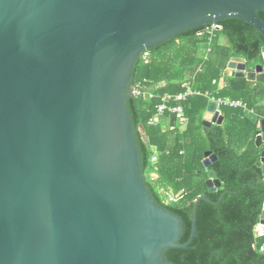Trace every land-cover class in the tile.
Segmentation results:
<instances>
[{
  "label": "water",
  "instance_id": "95a60500",
  "mask_svg": "<svg viewBox=\"0 0 264 264\" xmlns=\"http://www.w3.org/2000/svg\"><path fill=\"white\" fill-rule=\"evenodd\" d=\"M263 9L264 0H0V264H172L165 250L190 244L207 197L194 200L180 243L181 220L144 181L126 106L134 65L227 18L264 36ZM224 75L264 82V62L233 55ZM220 119L210 100L203 125ZM254 142L264 176V118ZM216 158L206 150L203 165ZM206 186H221L212 170Z\"/></svg>",
  "mask_w": 264,
  "mask_h": 264
},
{
  "label": "trees",
  "instance_id": "16d2710c",
  "mask_svg": "<svg viewBox=\"0 0 264 264\" xmlns=\"http://www.w3.org/2000/svg\"><path fill=\"white\" fill-rule=\"evenodd\" d=\"M258 14L264 20V9ZM217 23L221 28L215 31L205 60L202 54L208 46L207 37L197 35L205 26L155 45L147 50V62L140 55L133 68L132 85L142 82L155 96H129L126 106L144 181L154 201L181 220L180 243L189 239L194 200L199 195L207 197L198 202L196 234L190 244L165 250V258L172 264H264V233L255 232L264 205V176L261 149L254 142L264 118V82L223 74L233 55L243 57L249 67L263 63L264 36L239 19ZM187 85L207 91L209 97L241 101L255 114L239 106L221 105L223 122L205 126L202 120L210 100L198 94L181 103L188 120L184 130L179 129L174 115L161 116L157 124L149 123L158 96L184 91ZM206 150L217 156L207 168L203 165ZM209 170L221 181L216 191L206 186ZM150 174L156 175L153 181ZM160 189L164 198L180 190L183 196L166 203Z\"/></svg>",
  "mask_w": 264,
  "mask_h": 264
},
{
  "label": "built area",
  "instance_id": "2783aa9c",
  "mask_svg": "<svg viewBox=\"0 0 264 264\" xmlns=\"http://www.w3.org/2000/svg\"><path fill=\"white\" fill-rule=\"evenodd\" d=\"M221 25L217 22L206 25L203 29L197 32L198 36H206L207 37V45L203 51L202 59H207L209 53L211 52V47L209 43L214 36L216 30H219ZM142 59L147 62L148 61V52L144 51L141 54ZM224 74V73H223ZM204 95L209 98V100L215 101L217 103V108L220 110L221 105H229V106H239L242 107L245 112L254 113L253 109H249L243 102L237 100H231L229 98H213L209 97V93L200 92L191 88V86L187 85L184 91L178 93H168L164 92L158 96L159 102L156 106V111L153 117L149 120L151 124H157L160 120V117L163 115H174L177 119L178 127L180 130H184L187 125V117L185 115L183 106L181 105L182 101H184L190 95ZM144 95L145 97L151 99L155 96L150 88H146V86L142 82H136L131 86V96L138 97ZM261 134V133H260ZM155 157H153V160ZM183 196V191L180 190L177 193H168L166 194V203H174L179 201ZM261 250L264 251V246L261 247Z\"/></svg>",
  "mask_w": 264,
  "mask_h": 264
},
{
  "label": "rangeland",
  "instance_id": "374dc122",
  "mask_svg": "<svg viewBox=\"0 0 264 264\" xmlns=\"http://www.w3.org/2000/svg\"><path fill=\"white\" fill-rule=\"evenodd\" d=\"M220 41H221L222 43H224V41H225V40H224V37H221V38H220ZM223 73H224V72H223ZM155 178H156V175H155V174H150V175H149V179H150V180L153 181V179H155ZM160 191H161V193L163 194V198H164V196H165V192H164V190H163V189H160ZM164 201L167 202V201H166V198H164ZM262 225H263V224H262ZM256 227H257V226H256ZM258 231L260 232L259 229L255 228V232L258 233Z\"/></svg>",
  "mask_w": 264,
  "mask_h": 264
},
{
  "label": "crops",
  "instance_id": "0c3cea01",
  "mask_svg": "<svg viewBox=\"0 0 264 264\" xmlns=\"http://www.w3.org/2000/svg\"><path fill=\"white\" fill-rule=\"evenodd\" d=\"M206 111V110H205ZM248 113V112H247ZM250 114V113H249ZM251 114H253V113H251ZM220 117H221V119H220V123L219 124H221L222 122H223V120H224V117H223V115L221 114V111H220ZM259 129H260V123H259ZM258 129V130H259ZM258 226H260V228H259V230H260V232L258 231V233L257 234H263L264 233V225H262L261 223L260 224H258L257 225V229H258Z\"/></svg>",
  "mask_w": 264,
  "mask_h": 264
},
{
  "label": "bare ground",
  "instance_id": "6f19581e",
  "mask_svg": "<svg viewBox=\"0 0 264 264\" xmlns=\"http://www.w3.org/2000/svg\"><path fill=\"white\" fill-rule=\"evenodd\" d=\"M260 228V226H258V229Z\"/></svg>",
  "mask_w": 264,
  "mask_h": 264
}]
</instances>
